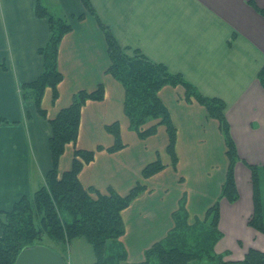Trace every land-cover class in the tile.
<instances>
[{"label":"crops","instance_id":"1","mask_svg":"<svg viewBox=\"0 0 264 264\" xmlns=\"http://www.w3.org/2000/svg\"><path fill=\"white\" fill-rule=\"evenodd\" d=\"M37 2L0 0V220L46 184L53 168L49 121L69 107L78 92H93L102 84L105 98L84 105L79 139L67 145L60 175L71 170L75 151L83 149L96 151L79 175L85 188L94 187L102 194L112 189L127 196L138 183L146 186L147 191L123 212L126 233L120 240L129 264H140L146 251L175 230L174 215L180 207L195 224L204 221L209 208L220 200L230 166L220 122L195 99L187 102L183 86H169L159 96L178 130L177 166L167 153L170 142L164 126L142 140L130 129L124 86L108 74L111 60L105 34L81 0H41L73 25L60 46L58 66L64 80L57 88L58 99L53 101V91L47 89L42 99L47 117H42L21 91L44 71L39 50L51 35L48 21L37 16ZM91 3L120 45L139 49L153 62L182 74L203 96L224 101L239 156L234 174L240 200L232 204L227 198L220 200L219 230L223 238L236 242L234 254L243 257L236 260H244L251 248L264 252V234L248 224L255 210L249 166H264V86L258 79L264 66V15L253 5L264 10V0ZM114 122L121 124L126 147L111 153L108 148L115 138L106 127ZM157 161L167 167L143 178V171ZM1 232L0 224V236ZM223 249L235 256L228 247ZM64 257L68 264L96 262L85 239L74 240Z\"/></svg>","mask_w":264,"mask_h":264},{"label":"trees","instance_id":"2","mask_svg":"<svg viewBox=\"0 0 264 264\" xmlns=\"http://www.w3.org/2000/svg\"><path fill=\"white\" fill-rule=\"evenodd\" d=\"M81 1L87 12L96 18L105 34L111 60L108 74L113 75L125 88L124 109L130 121V129L137 132L142 140H147L157 134L160 126H164L168 131L170 142L167 153L173 165L177 166L178 157L175 152L178 130L159 93L165 87L183 86L187 102L195 99L207 107L210 117L217 118L220 122V128L227 141V157L230 162L228 178L223 185L220 200L227 198L231 204L239 201L234 174L239 156L224 114L226 109L224 101L216 97L203 96L182 74L172 73L164 64L153 62L139 49L120 45L112 30L98 17L91 0ZM253 5L264 15L263 9ZM36 9L38 18L48 21L51 35L48 44L39 50V55L44 59V71L39 79L24 85L21 91L24 100L34 102L38 113L46 118L47 113L42 108V99L47 89L53 91V101L58 99L57 88L64 80L58 66L60 46L63 38L72 32L73 25L67 19L54 15L41 0H38ZM258 79L264 86V66ZM105 94L106 89L102 84L93 92L80 91L74 96V101L69 107L49 121L54 135L50 141L53 168L46 176V184L42 188L32 197H24L17 202L12 211L4 213L6 221L1 225L0 264H15L23 249L27 246L43 245L41 241L44 237L61 246L63 252H67V248L74 240L85 239L94 250L96 261L94 264H121V262L127 264V252L120 241L126 233L123 212L139 195L147 191L146 186L138 183L127 196H121L112 189L102 194L94 187L85 188L79 180V175L82 168L95 159L96 151L76 150L71 170L63 175H60L59 170L61 157L65 154L67 145H75L79 139L84 105L89 100L98 102L104 100ZM106 131L115 138L114 146L108 148L109 152L125 149L120 122L107 126ZM166 167L162 161L151 163L143 171L142 176L150 179ZM249 169L252 173L255 210L248 224L264 234V166L250 165ZM220 200L209 208L204 221H196L192 225H189L190 217L187 212L183 211V206L180 207L174 215L175 230L163 242L155 243L146 251V259L140 264H190L193 260H200V264H264V252L253 248L248 250L244 260L241 261L225 260L223 255L216 258L215 255L210 254L212 246L224 237L223 232L219 230ZM207 224L211 226L210 231L203 227ZM196 230L199 233L204 230L205 235L208 236L198 252L195 249H188L186 245L187 241L194 244L198 235ZM191 237L193 240L190 241ZM181 238H187V241ZM59 254L64 257L62 252ZM214 259L218 261L213 262Z\"/></svg>","mask_w":264,"mask_h":264},{"label":"rangeland","instance_id":"3","mask_svg":"<svg viewBox=\"0 0 264 264\" xmlns=\"http://www.w3.org/2000/svg\"><path fill=\"white\" fill-rule=\"evenodd\" d=\"M245 198H246V196L245 195H243ZM6 221V218H5V216L4 217H1V220H0V224L2 225V223L3 222H5ZM189 223V222H188ZM191 223V222H190ZM189 223V225H192V223L190 224ZM199 227V226H198ZM198 227H196V229H198ZM203 227H205V229H207L208 231H210V224H207V225H204ZM251 228V227H250ZM253 229V228H252ZM196 232H198V230H196ZM205 233H206V231H204V230H202V232H198V235H197V237H195V240H194V244L192 243V244H190L189 243V241H187V238H181V240H186L187 241V246H188V249H195L197 252L199 251V249L200 248H202V246H203V243L204 242H206L207 241V239H208V236H207V234L205 235ZM192 236H194V234L192 233ZM187 237H189V236H187ZM197 239V240H196ZM204 239V240H203ZM245 239H246V236H245ZM245 239L243 240V243H245V246H247V242L245 241ZM189 240V239H188ZM191 240H193V238L191 237L190 238V241ZM43 242V243H42ZM41 243L43 244V245H46L48 248L50 247L51 249H53L54 251H57V252H59V253H63L64 254V256H66V252H63L64 250L62 249V247L60 246H57L56 245V243L53 241V240H51V239H49V238H47V237H44V238H42V241H41ZM235 243L236 242H234V241H232L231 239H229V236H227L226 238H222L221 240H219V241H217L211 248V250H212V253H210V251H209V253L210 254H212V255H215V257L216 258H219V256H222L223 255V258L225 259V260H230L231 259V261L232 260H235V261H241V260H236V259H240V258H243V257H237L236 256V254H234L235 252L233 251L235 248ZM224 246L225 247H228V250H231V251H233V254L235 255V256H231V255H229L227 252H224L223 250V248H224ZM231 246V248H229ZM245 246H244V248H245ZM27 247H29V246H27ZM68 249V248H67ZM209 249H210V246H209ZM239 249H240V247H239ZM144 261H145V259H143ZM218 261V260H217ZM215 259L213 260V262H217ZM143 262V261H142ZM141 262V263H142ZM125 262H121V264H124ZM127 264H129V259H127V262H126ZM190 264H200V260L199 261H195V260H193V261H191V263Z\"/></svg>","mask_w":264,"mask_h":264},{"label":"water","instance_id":"4","mask_svg":"<svg viewBox=\"0 0 264 264\" xmlns=\"http://www.w3.org/2000/svg\"><path fill=\"white\" fill-rule=\"evenodd\" d=\"M15 264H68V262L58 252L37 244L23 249Z\"/></svg>","mask_w":264,"mask_h":264}]
</instances>
